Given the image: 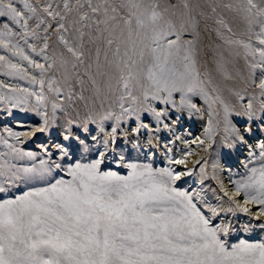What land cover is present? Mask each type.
Returning <instances> with one entry per match:
<instances>
[{
    "label": "snow or ice",
    "instance_id": "snow-or-ice-1",
    "mask_svg": "<svg viewBox=\"0 0 264 264\" xmlns=\"http://www.w3.org/2000/svg\"><path fill=\"white\" fill-rule=\"evenodd\" d=\"M0 73V264H264V0H0Z\"/></svg>",
    "mask_w": 264,
    "mask_h": 264
},
{
    "label": "rangeland",
    "instance_id": "rangeland-1",
    "mask_svg": "<svg viewBox=\"0 0 264 264\" xmlns=\"http://www.w3.org/2000/svg\"><path fill=\"white\" fill-rule=\"evenodd\" d=\"M166 1V2H165ZM169 2V0H161V3H167ZM171 3H177L178 0H170ZM203 27V25H202ZM210 34L208 33H203L202 34V44L203 45H208V42H206V39L207 37L209 36ZM205 59V57L202 56V62L203 60ZM208 67V65H206ZM0 79L3 80V77L0 75ZM9 82H12V80H9ZM20 83H23L22 81H19ZM231 85V86H230ZM238 86L237 83L235 84V82H229V85H227L226 87H232V86ZM86 95H88L89 93H85ZM225 97L226 99L229 100L230 103H233V104H236V98L234 96H231L227 91H225ZM115 97H111V100L110 101H106L105 102V106H107V103L108 102H111L112 100H114ZM247 101H245L246 103ZM14 119H22V120H28V121H31L33 123L37 122L38 118L35 117L33 114H30V113H18V112H14L13 114V117L12 118H9V117H5L3 112H0V128H2L3 126H5L6 124L10 127L14 126ZM19 130V129H17ZM46 140V137L44 135H39L37 138H34L33 140L27 142L26 144L22 145V147L25 149V150H33V151H37V144L38 142H44ZM155 166L157 167H161V166H164V164L162 163V161L160 162L159 158H157L156 160V164ZM244 168L241 170L240 173H243L244 171ZM193 177H190V178H186L187 179V182H189ZM183 183V182H182ZM186 184L187 183H183V186L186 187ZM18 194V193H17ZM0 195H3V194H0ZM243 215V214H242ZM239 217L237 216L235 219L240 221V222H244V221H247L249 218L246 217V216H242L241 219H238ZM248 218V219H247ZM230 219V218H228ZM231 219H234L233 217ZM239 238H244V239H261V238H264V233H261L259 230H255L253 233H241ZM229 242H237V236L236 234H233L232 236H230L229 238Z\"/></svg>",
    "mask_w": 264,
    "mask_h": 264
},
{
    "label": "bare ground",
    "instance_id": "bare-ground-1",
    "mask_svg": "<svg viewBox=\"0 0 264 264\" xmlns=\"http://www.w3.org/2000/svg\"><path fill=\"white\" fill-rule=\"evenodd\" d=\"M166 2V1H165ZM206 42H208V45L213 44V42H217L215 41V35L214 34H210L207 39ZM243 61H240V66H242ZM208 67H211V64H208ZM0 75L3 77V81L6 83H12V84H19V81H13L9 82V80H11L9 77L3 75L2 73H0ZM2 80V79H0ZM238 82H235V84ZM229 85V83H228ZM231 86V85H230ZM196 102L198 103V105L203 106V101L200 99H197ZM234 122H239V123H243V120L240 118H233ZM206 126V117L204 119H200L199 117L194 116L192 119H182L181 120V125L179 126V128L177 129L178 132L182 131L183 129H188L192 132L193 135H199L202 133L203 128ZM41 143L40 141L38 142V144ZM178 147H182V145L178 144ZM247 155L246 150L244 149H238L236 150L234 153H232L231 155L225 156L222 158L221 163L232 167L234 171L236 172H241V170L243 169L242 167V162L245 160ZM159 158V157H158ZM215 157H213L214 159ZM160 162H161V158H159ZM211 163V160L209 161ZM244 171V170H243ZM196 179V177L194 176L189 182H187L186 187H194V180ZM213 186L214 182H213ZM185 187V186H184ZM242 214L238 215V219L242 218ZM227 218H232V216L229 214ZM248 219V218H247ZM243 234V233H242Z\"/></svg>",
    "mask_w": 264,
    "mask_h": 264
}]
</instances>
